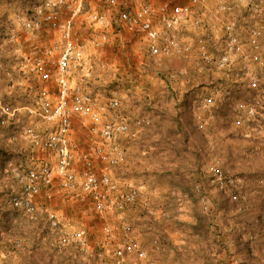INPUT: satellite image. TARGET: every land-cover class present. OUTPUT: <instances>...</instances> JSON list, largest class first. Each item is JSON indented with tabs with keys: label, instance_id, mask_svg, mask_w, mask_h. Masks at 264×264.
Wrapping results in <instances>:
<instances>
[{
	"label": "rangeland",
	"instance_id": "374dc122",
	"mask_svg": "<svg viewBox=\"0 0 264 264\" xmlns=\"http://www.w3.org/2000/svg\"><path fill=\"white\" fill-rule=\"evenodd\" d=\"M27 5L28 0H4L0 4V98H15L21 104L29 103L35 93L32 86L37 82L28 74L13 70L14 58L16 52L26 51L31 43L38 45L41 41L27 40L25 36L29 33H17L15 22L7 18L15 8L26 9ZM132 44L127 47L114 40L106 52L91 53H99L101 60L116 70V82L110 81L106 89L92 92L101 98L108 97L113 88L120 87L117 82L123 80L126 86L120 87V91L127 97L123 102L124 112L134 119H149L148 125L134 129L133 134L121 139L128 155L119 174L141 186L155 210V215L148 214L143 206L131 211L130 219L142 233L141 238L160 264H249L252 251L245 240L251 236L260 241V250L256 253L259 260L251 264H264V134L261 128L256 125L235 128L231 112L224 105L218 110L217 121L201 131L196 125L199 115L195 100L201 94L210 93L211 75L195 71L196 58L169 55L160 65L147 54L140 39L133 40ZM179 68L186 69L185 76L177 82L168 81V72ZM81 129L88 137L87 128ZM11 132L12 125L0 129L9 138ZM1 140L0 241L7 243L5 237L15 238L20 248L26 250L18 264H25L24 258L32 251L45 253L46 264H87L78 256L76 247L65 252L53 249L49 243L53 236L41 217L18 215L3 207L12 190L5 186L6 170L26 163L32 148L20 140L13 143ZM215 165L221 166L228 176L241 177L243 189L231 187L227 193L221 191L213 183L211 168ZM79 193L80 187L63 190L53 206L62 212L67 227L81 228L89 235L95 253L93 264H112L113 248L103 233L105 223L80 199ZM177 234L188 237L180 239ZM182 241H193L194 252ZM252 247L256 244L252 243ZM184 252L189 254L178 262V256Z\"/></svg>",
	"mask_w": 264,
	"mask_h": 264
},
{
	"label": "built area",
	"instance_id": "2783aa9c",
	"mask_svg": "<svg viewBox=\"0 0 264 264\" xmlns=\"http://www.w3.org/2000/svg\"><path fill=\"white\" fill-rule=\"evenodd\" d=\"M98 7L110 19L114 17L111 27L101 30L98 35H108L110 40L115 37L116 42H123L127 47H132L133 40L140 39L147 54L160 65L169 55L196 58L195 71L211 75L213 85L210 93L201 94L195 100L197 111H200H196L199 116L195 119L198 129H209L220 116L219 108L226 105L235 128L256 125L264 134V24L259 29L248 30L247 25L228 8V0H123L115 10L100 0ZM145 8L151 9L145 14V20L151 21L148 26L138 18ZM33 15L28 8L17 7L7 19L15 22L17 33H29ZM62 19L55 21L56 26L45 21L41 29L33 28V38L41 42L38 45L31 43L28 50L19 51V54L16 52L13 70L28 74L37 83L32 86L35 93L28 104L18 103L15 98H0L5 107L10 110L33 108L45 91L53 100H58L63 91L66 103L70 109L73 108L76 96L69 86L58 87L53 82L54 74L61 67L55 61L61 59L56 53V41ZM161 23L162 30L156 31ZM85 27L86 24H80L77 28V22L73 21L72 38L80 47L94 39L92 29L84 31ZM233 28L236 31L230 32ZM185 31L193 34L186 35ZM25 37L30 40L28 35ZM113 43L103 44L94 50L106 52ZM46 53L52 54V60ZM103 63L107 65L105 61ZM25 65H30L27 72ZM185 74V68L173 69L166 79L177 82ZM120 90V87L113 88L105 98L91 91L84 103L53 129L59 131V127H64L66 130L68 151L72 155L64 164H61L63 157L57 156L49 146L51 137L47 134L41 135L39 145L26 142V130L42 123L39 117L34 118L27 111L24 114L16 112L11 120L7 114L0 115V129L12 125V143L20 140L32 148V154L25 158L26 163H18L6 170V180L11 182L9 188L12 190L3 207L18 215L41 217L53 236L49 243L55 251L65 252L76 247L78 256L85 263L93 264L95 253L89 235L81 228L67 227L62 212L53 206L60 192L80 187V199L87 202L105 223L103 233L113 248L112 264H160L130 219L131 211L138 206H143L150 215H155V210L141 186L119 174L128 155L121 142L122 137L130 136L136 128L145 127L149 119H134L125 113L124 96ZM100 108H106V111L101 112ZM6 120L7 126L4 125ZM83 126L87 128L88 137L84 136L86 131H81ZM211 169L213 183L221 191L227 193L231 187L243 189L241 177L228 176L221 166L215 165ZM111 219L115 221L111 222ZM101 261L102 258L99 259Z\"/></svg>",
	"mask_w": 264,
	"mask_h": 264
},
{
	"label": "clouds",
	"instance_id": "9594fccd",
	"mask_svg": "<svg viewBox=\"0 0 264 264\" xmlns=\"http://www.w3.org/2000/svg\"><path fill=\"white\" fill-rule=\"evenodd\" d=\"M123 0H104L105 6L112 7L114 10L119 8V4ZM147 2V0H145ZM100 0H28L27 8L33 15V23L29 25V39H34L32 36V29H41L45 21L53 22L61 20L59 23V35L56 41V53L61 56L59 61H55L61 65L53 76V82L56 86L62 87L67 84L71 93L76 96L73 102V108L70 109L66 103V97L63 91L58 100L50 98L45 91L42 98L35 101L36 107L20 108L10 110L0 102V115L7 114L8 119L11 120L16 112L24 114L25 111L31 114L32 117H39L42 123L35 125L33 128L26 130L25 138L27 143H35L37 145L41 142V135L47 134L51 137L50 147H52L57 156H62L61 164L72 155L68 151L69 141L66 138V130L64 127H59V131H53L67 119L73 110L79 107L87 98L93 89H106L109 82L115 81V68L113 66L105 65L101 60L100 54H91L96 47H101L103 44H111L115 40H111L108 35H98L101 30H107L111 27L112 19L107 14L103 13V9L98 7ZM143 8L144 5H141ZM228 8L235 12L239 19L247 25L248 30L253 28L259 29L261 24H264V0H228ZM151 11L150 8H145L143 12L139 13L138 18L143 20L145 26H148L151 21L145 20V14ZM71 14L68 16V14ZM73 21L77 22V28L80 24H86L84 31L92 29L94 39L86 41L83 47L77 45L73 37ZM99 21V22H98ZM229 23H231L229 21ZM163 23L156 31H161ZM200 31H203L201 29ZM236 30L230 29V32ZM219 32V29L217 30ZM238 34V33H237ZM151 35V33H150ZM215 35V34H214ZM22 54V53H21ZM52 60V54L46 53ZM27 59V57H25ZM205 59H210L206 57ZM30 65H25L24 69L27 72ZM48 79L47 76L44 77ZM120 87H124L123 80L117 82ZM91 85V88L88 87ZM254 86V85H253ZM2 96V94H0ZM127 99V97H124ZM99 108V105H96ZM83 110V109H81ZM101 112L106 111V108H100ZM17 124L20 121L16 122ZM4 125H8V121H4ZM0 138L6 139L7 143H12V139L6 133H0ZM57 145L59 147L57 148ZM2 235V233H0ZM7 243L0 241V264H18V260L25 255V251L20 248L15 238H4ZM256 247H252V243ZM249 244L252 251V256L249 257V264L253 260H259L256 253L260 250V241L255 237H249L245 240Z\"/></svg>",
	"mask_w": 264,
	"mask_h": 264
},
{
	"label": "trees",
	"instance_id": "16d2710c",
	"mask_svg": "<svg viewBox=\"0 0 264 264\" xmlns=\"http://www.w3.org/2000/svg\"><path fill=\"white\" fill-rule=\"evenodd\" d=\"M200 220L203 221L201 217ZM44 257H46L45 253L40 251H32L31 254L24 258V262L25 264H46V258Z\"/></svg>",
	"mask_w": 264,
	"mask_h": 264
},
{
	"label": "crops",
	"instance_id": "0c3cea01",
	"mask_svg": "<svg viewBox=\"0 0 264 264\" xmlns=\"http://www.w3.org/2000/svg\"><path fill=\"white\" fill-rule=\"evenodd\" d=\"M4 182L6 183V185L5 186H7V188L9 189V186L11 185V182H9V181H7L6 180V174L4 175ZM0 189H1V186H0ZM3 191V190H2ZM4 196V195H3ZM2 198L0 197V200H1ZM180 238V239H183L184 237H188V235H178L177 234V238ZM174 239H176V234H175V238ZM175 243H178L176 240H175ZM181 243V242H180ZM182 243H185V244H187L188 246H189V248L191 249V251L190 252H194L193 251V249H195L196 248V245H195V243L193 242V241H189V242H187V241H182ZM182 245V244H181ZM184 245V244H183ZM180 248V247H179ZM189 254V252H184V253H182V254H180L179 256H178V262L180 261V259L181 258H183L184 259V257H187V255ZM185 260V259H184ZM187 262V261H186Z\"/></svg>",
	"mask_w": 264,
	"mask_h": 264
}]
</instances>
